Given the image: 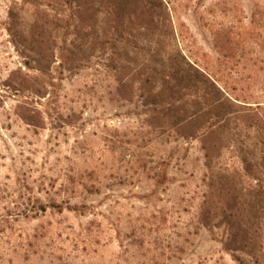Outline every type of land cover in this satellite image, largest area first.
<instances>
[{
  "label": "rangeland",
  "instance_id": "rangeland-1",
  "mask_svg": "<svg viewBox=\"0 0 264 264\" xmlns=\"http://www.w3.org/2000/svg\"><path fill=\"white\" fill-rule=\"evenodd\" d=\"M0 264H264V0H0Z\"/></svg>",
  "mask_w": 264,
  "mask_h": 264
},
{
  "label": "trees",
  "instance_id": "trees-1",
  "mask_svg": "<svg viewBox=\"0 0 264 264\" xmlns=\"http://www.w3.org/2000/svg\"><path fill=\"white\" fill-rule=\"evenodd\" d=\"M204 72H205V74L207 75L208 78H210L211 80L214 81L213 77H212L209 73H207L206 71H204ZM214 82H215V81H214ZM232 100H236V101H238V102H242V103H248V102H243V101H240V100H238V99H234V98H232ZM258 107H259V106H258Z\"/></svg>",
  "mask_w": 264,
  "mask_h": 264
}]
</instances>
